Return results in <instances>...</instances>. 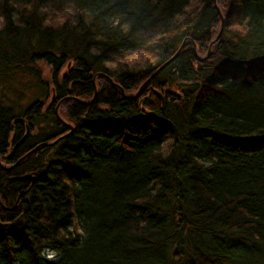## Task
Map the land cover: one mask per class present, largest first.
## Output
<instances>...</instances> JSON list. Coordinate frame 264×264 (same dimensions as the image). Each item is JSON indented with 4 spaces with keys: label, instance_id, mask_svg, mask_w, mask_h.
<instances>
[{
    "label": "trees",
    "instance_id": "obj_1",
    "mask_svg": "<svg viewBox=\"0 0 264 264\" xmlns=\"http://www.w3.org/2000/svg\"><path fill=\"white\" fill-rule=\"evenodd\" d=\"M218 4L201 59L215 0H0V264H264V0Z\"/></svg>",
    "mask_w": 264,
    "mask_h": 264
},
{
    "label": "rangeland",
    "instance_id": "obj_2",
    "mask_svg": "<svg viewBox=\"0 0 264 264\" xmlns=\"http://www.w3.org/2000/svg\"><path fill=\"white\" fill-rule=\"evenodd\" d=\"M215 1H216V8H219V10H220L218 0H215ZM220 12H221L222 16L224 17L223 12L221 10H220ZM221 21H222V19H221ZM224 21H225V17H224ZM221 27H222V23H221ZM220 33H221V28H220L219 34ZM215 40H213L212 44L209 45V50L207 52L208 55L206 54L207 56L203 57V59L208 58L212 54V52L214 50V45L216 43ZM196 49H197V47H196ZM112 64L116 65V62H114ZM40 67L43 68L42 77L46 78V80H49V77H50L49 68H47L45 65H41V64H40ZM137 67H141V66L138 65ZM98 74H100V73H98ZM97 77H99V76H97ZM97 77H96V79H97ZM36 84H37V79L35 78L34 74L32 73V70L29 67H28V70H24V69L16 67V66H14V67L11 66L10 68L5 69L4 71L0 72V104L6 105V106H14L18 109H19V107L21 108V107H24V106L30 104L31 101L38 98L36 96L38 94V90L36 89ZM140 88H139V90H140ZM144 89H145V87L143 88L142 92L144 91ZM167 90L170 91L169 89H166L165 91H167ZM165 91L164 92L161 91L160 93H161L163 99H165V102L167 103L168 98H165V94H166ZM137 93H136V95H137ZM134 96H132L131 98H134ZM168 96H169V92H168ZM59 109H60V107H59ZM13 153H14V151L12 150L10 153H8L7 156L9 157ZM28 155H29V153L26 156H28ZM26 156L22 157L18 162L22 161ZM5 159H7V158H5ZM0 164L2 165V162ZM46 256L51 260L59 258L58 254L51 252V251L46 252Z\"/></svg>",
    "mask_w": 264,
    "mask_h": 264
},
{
    "label": "water",
    "instance_id": "obj_3",
    "mask_svg": "<svg viewBox=\"0 0 264 264\" xmlns=\"http://www.w3.org/2000/svg\"><path fill=\"white\" fill-rule=\"evenodd\" d=\"M218 11H219V13H220V17H221V19H222V27H221V33H222V31H223V28H224V23H225V21H224V17L222 16V14H221V12H220V10H219V8H218ZM221 33L218 35V37H217V39L215 40V41H217L219 38H220V36H221ZM182 48H183V45H182V47L179 49V51L177 52V54L173 57V58H171L169 61H167L164 65H162L157 71H155V73L141 86V88H140V90L138 91V93H137V95H135L134 96V98H138V97H140V95H141V93H142V90H143V88L160 72V71H162L166 66H168L172 61H174L175 60V58L179 55V53L181 52V50H182ZM195 53H197V49H196V45H195ZM202 59V58H201ZM97 76H106V77H108L107 75H105L104 73H100V74H98V75H96V77ZM96 77L94 78V81L96 80ZM112 80V79H111ZM113 83V85L115 86V87H117L118 89H120L121 90V92L123 93V94H125V90L119 85V84H117V83H115V82H112ZM168 90L167 91H165V98H168ZM154 93H156V95H158V97L161 99V101H162V104H163V106H165L166 105V102H165V99H163V97H162V95H161V93L159 92V91H157V90H154ZM55 98V95H53V99ZM95 98H96V95H95ZM94 98V99H95ZM67 99H69V97H66V98H64V99H62L59 103H58V105H57V107H56V109H55V112H56V116H57V118L62 122V123H64L67 127H68V129H69V132L68 133H66L65 135H63V136H61V137H59L58 139H56L54 142H52V143H44V144H41V145H39V146H37L34 150H37V149H39L40 147H42V146H53V145H56V144H58L61 140H64V139H66V138H68L69 136H71L73 133H74V131H75V127L74 126H72V125H69V124H67L66 122H64V120L61 118V116H60V113H59V107H60V105L64 102V101H66ZM29 129H27V133H26V135H25V137L17 144V146H19V144H21L27 137H28V135H29ZM16 146V147H17ZM30 154V153H29ZM4 159L5 158H8V156H5V157H3ZM0 163H1V158H0ZM25 179H27V180H31L33 183H35L36 182V178L34 177V176H32V175H27V176H25L24 177ZM28 201V200H27Z\"/></svg>",
    "mask_w": 264,
    "mask_h": 264
},
{
    "label": "clouds",
    "instance_id": "obj_4",
    "mask_svg": "<svg viewBox=\"0 0 264 264\" xmlns=\"http://www.w3.org/2000/svg\"><path fill=\"white\" fill-rule=\"evenodd\" d=\"M57 22L63 23V18H59ZM49 23H50L49 21H45L46 25ZM3 27H4V18L0 16V30H2ZM145 62L155 63V59L151 57L148 53L134 52L132 55L120 61V63L126 64L129 67V69H135L138 65L143 67ZM105 67L108 68L109 70H116L117 65H113L112 63L106 62ZM206 166H210V165H206ZM76 232L81 236L85 235L82 229L77 228Z\"/></svg>",
    "mask_w": 264,
    "mask_h": 264
}]
</instances>
